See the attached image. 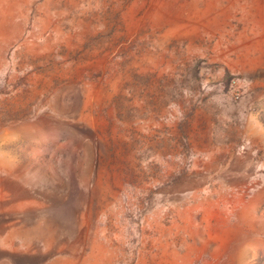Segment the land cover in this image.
<instances>
[{"label":"rangeland","instance_id":"rangeland-1","mask_svg":"<svg viewBox=\"0 0 264 264\" xmlns=\"http://www.w3.org/2000/svg\"><path fill=\"white\" fill-rule=\"evenodd\" d=\"M0 264H264V0H0Z\"/></svg>","mask_w":264,"mask_h":264}]
</instances>
